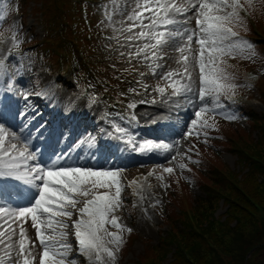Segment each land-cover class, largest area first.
Masks as SVG:
<instances>
[{"label":"snow or ice","instance_id":"1","mask_svg":"<svg viewBox=\"0 0 264 264\" xmlns=\"http://www.w3.org/2000/svg\"><path fill=\"white\" fill-rule=\"evenodd\" d=\"M110 4L105 18L115 35L109 39L129 48V62L139 60L155 75L162 67L158 61L164 58L163 49L175 45L176 63L181 67L162 76L172 88L171 96L194 91L196 81L190 69L198 68V99L202 106L194 112L185 137L203 135L207 142L208 133L204 130L215 125L202 113L220 109V96L231 93L236 87L230 82L231 75L221 67L225 63L223 57L239 54L251 58L255 55L251 42L240 38L231 27L241 23L243 5L240 0H132V11L118 22L119 27L113 17L123 15L121 5H127L128 0H110ZM146 11L148 15L144 14ZM189 12L193 15L188 16ZM4 15L6 12L0 14V20ZM192 19H195V29L186 26ZM135 28L139 31H134ZM11 40L12 48L18 49L22 41L15 32ZM5 71L6 57H0V73ZM155 90L161 95L166 94L164 87L157 86ZM209 97L215 101L212 107L204 103ZM20 115L26 116L27 111ZM24 127L26 129L28 125ZM114 132L120 134L116 137L120 140L127 136L124 142L131 145L133 151L146 153L173 149V145L164 142L136 143L128 130L119 125H114ZM87 143L94 145L95 138L89 137ZM65 158L66 154H58L43 161L41 150L33 148L31 137H25L23 131H12L0 122V183L16 181L25 193L30 194L25 196L27 204L19 205L3 200L0 192V264H35V244L24 227L29 221L42 248L39 264H78L76 258H70L73 251L70 235L77 241L78 254L83 255L88 264H116L117 253L125 243L124 233L130 234L132 229L115 213L124 206V188L136 181L125 184L121 179L122 169L76 166L66 163ZM180 167L183 169L186 165ZM164 171L171 174L174 169L165 168ZM139 187L143 189L144 185ZM143 198L141 195L140 199Z\"/></svg>","mask_w":264,"mask_h":264},{"label":"rangeland","instance_id":"2","mask_svg":"<svg viewBox=\"0 0 264 264\" xmlns=\"http://www.w3.org/2000/svg\"><path fill=\"white\" fill-rule=\"evenodd\" d=\"M11 1L13 4H15V0H8V5H10ZM132 6V0H128L127 5H121V7L124 9L123 13H130L132 11ZM0 14L4 13L0 11ZM187 15L192 16L193 13L189 12ZM19 18L20 15L13 12L9 15H4V19L0 20V57L11 47V37H8L6 34L8 30L17 32V35L21 34L22 31L27 33L28 37L24 38L23 40L29 41L31 36L30 26L35 24L37 25L36 30L38 35H33L32 37L41 38L43 36L44 26L41 24V22H39L40 14L36 15L28 12L26 26L25 28L22 27V29H20V25L22 23ZM8 25H10L9 29ZM186 26L195 29V19H192L191 22ZM17 38L19 37L17 36ZM195 46V41H193V47ZM19 49L23 50V47L19 45L18 49H14L16 53L12 59L15 63L19 62ZM174 49L175 45L170 44L167 51H164L165 55L162 61L165 62L166 69L169 66H178L179 68L181 67L176 63L178 53ZM27 62V78L25 81H17V78L20 76L18 65L15 70L16 81L12 79V74L9 68L6 67V71L0 73V122L4 123L5 126L12 131H23V135L25 137H31L33 148L41 150L42 160L45 162L50 157H54L55 155L66 154L65 162L68 164L94 168L122 169L123 173L121 179L125 184L134 181L132 175H135L141 171L148 172V177L151 180L150 185L153 189V192H150L152 196L147 195L143 199H140L142 193L138 192L137 183H134L131 186H126L122 192L124 206L115 213L117 216L121 217L122 222L126 224L127 227L131 228L135 232V235L133 236V242L129 247H127V255L125 260H127L129 264H136L135 259L140 253L144 251L145 238L150 239L152 242H156L163 234L164 230H166L168 227L163 221V209L160 206L165 201V193L168 182L163 178H159L161 175L160 172H157L158 168H156V166L164 168L171 167L180 171L185 170V168L181 169L180 165L184 164L185 160H192L191 145L195 144V138L201 136L192 135L185 137V133L188 131L190 121L194 118V112L202 106V102L198 99V68L190 69L193 71V79L196 81L193 92L176 96L173 101H171L170 97L166 95H160L156 97L157 99L159 97L158 101H163L165 103L170 102L173 105H177L178 110L175 111L171 123L165 129L161 128V132L154 133L153 135H151V132H149L143 134V136L144 138H148V140L154 142H164L171 144L173 145V149L171 151H157L150 158L144 159L132 158L127 154H123L122 150L117 147H107L104 149V147L98 142L106 139L105 137H102V135L106 132L110 125L107 121L100 122L99 117L92 121L86 120V122H80L79 119H74L73 125L69 124V121L73 119V116L63 117V128L59 129L58 132H55L53 129L54 124H49V119L47 120L46 116L44 114L42 116V114H40L38 111L41 102L39 96L49 89L54 88V86L57 84L61 89H67L68 85L66 82H64V80L60 79H57V83L56 78H52V76L46 72L44 66L40 63L35 53L27 51ZM159 74L160 71L157 70L155 76L159 77ZM37 76L40 78L39 82L36 81ZM40 84L42 88L38 89L37 87ZM159 84L163 85L162 81H160ZM13 86L18 88V98H13V96L10 98L7 97L9 88ZM67 93V100L73 98V101H75V93L71 92L70 90ZM242 99L248 101L258 110H264V104L259 102L257 99H250L246 96V94L242 96ZM76 101L77 105H79V109L78 107L76 108V110L78 109L77 117H79L82 115L84 108L81 105L80 98H77ZM204 103H207L209 107L214 105L212 103L211 97L206 98ZM143 104L144 103L137 104L134 111L135 115L136 111L139 115L143 113V110H145V105ZM97 109L99 112H101V104L97 106ZM25 111H27V115L21 117L20 113ZM202 116L205 119H208L211 116H219L222 118L234 116L235 118L228 119L241 128L249 129V124L246 123L244 116L237 113L235 109L230 107L228 102H226L222 108L216 110L215 112L209 111L207 113H202ZM115 121L120 127L127 129L129 135L132 137L134 136L137 128L129 125L126 119L121 118V115H118ZM25 124L28 125L26 129L24 127ZM95 124L101 126L102 130L96 134H93L92 131L95 129ZM207 133V136H215V134L212 132L207 131ZM89 137L95 138L94 145L90 146L87 143ZM201 137L200 139H202ZM173 157H175V159H173ZM222 157L233 167H237V156L235 154L231 152H224ZM149 173L153 174L149 175ZM182 174V177H185L188 180V185L190 187L189 189L192 191V196L195 197L200 193V190L194 180V177L188 172ZM137 175L139 176L141 173ZM7 182L8 185H4ZM18 186V182L11 180H5L2 182V184L0 183V192L5 194L2 199L8 201L9 203L26 205L27 200L25 199V196L30 194L25 192L22 195L18 194L17 192L13 193L12 187ZM129 204H136L133 215L128 209ZM223 210L224 208H220L218 213L220 211L222 212ZM73 218H76V216H73ZM24 227L27 228L28 236L31 237L32 242L35 244L34 251L37 254L35 264H39V254L42 253V248L39 245L36 230L31 227L30 221L26 223ZM69 232L71 233V228L69 229ZM69 242L72 244L73 248L70 258H76L78 264H88V261L84 256V258L78 257V251L74 249L75 247L72 235L69 236Z\"/></svg>","mask_w":264,"mask_h":264},{"label":"trees","instance_id":"3","mask_svg":"<svg viewBox=\"0 0 264 264\" xmlns=\"http://www.w3.org/2000/svg\"><path fill=\"white\" fill-rule=\"evenodd\" d=\"M38 1L43 2L47 32L45 40L35 50L42 51L45 60L52 64L53 61L59 64L63 59V68L53 65L55 71L69 68L73 64L74 51H77L81 67L90 69L93 75H101L102 71L115 81L117 72L122 70L131 77L127 64L132 61L122 60L114 52L106 56L98 49L99 58L95 53L88 28L97 21L92 16L90 20L85 18L82 10L94 2L102 6L101 0ZM240 17L246 21L241 13ZM239 34L253 39L254 48L264 64V35L252 29ZM243 73V76L248 74V67ZM256 83L264 102V67ZM244 108L251 130L242 132L241 138L229 148L237 153L238 162L248 169L239 176L240 172L226 163L211 165L208 174L200 180L204 195L198 196L195 203L185 200L182 211L171 218L172 228L158 243L146 246L137 264H264V111L259 112L247 104ZM253 130L258 131V137L253 136ZM221 199L228 204L224 219L214 214ZM173 246L176 247L173 259L167 261Z\"/></svg>","mask_w":264,"mask_h":264},{"label":"bare ground","instance_id":"4","mask_svg":"<svg viewBox=\"0 0 264 264\" xmlns=\"http://www.w3.org/2000/svg\"><path fill=\"white\" fill-rule=\"evenodd\" d=\"M68 94V93H67ZM68 97V96H67ZM2 113V112H1ZM1 118V117H0ZM94 149V148H93ZM96 150V149H95ZM86 151V150H85ZM90 151H92V150H90ZM89 152V151H88ZM86 153V152H85Z\"/></svg>","mask_w":264,"mask_h":264}]
</instances>
